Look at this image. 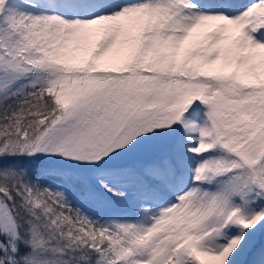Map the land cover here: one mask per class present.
<instances>
[{
	"label": "snow or ice",
	"instance_id": "6c2138e0",
	"mask_svg": "<svg viewBox=\"0 0 264 264\" xmlns=\"http://www.w3.org/2000/svg\"><path fill=\"white\" fill-rule=\"evenodd\" d=\"M0 264H264V0H0Z\"/></svg>",
	"mask_w": 264,
	"mask_h": 264
}]
</instances>
